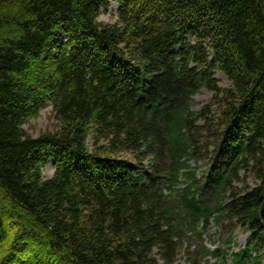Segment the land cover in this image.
<instances>
[{"label": "trees", "instance_id": "1", "mask_svg": "<svg viewBox=\"0 0 264 264\" xmlns=\"http://www.w3.org/2000/svg\"><path fill=\"white\" fill-rule=\"evenodd\" d=\"M211 223L264 264V0H0V264H200Z\"/></svg>", "mask_w": 264, "mask_h": 264}, {"label": "rangeland", "instance_id": "2", "mask_svg": "<svg viewBox=\"0 0 264 264\" xmlns=\"http://www.w3.org/2000/svg\"><path fill=\"white\" fill-rule=\"evenodd\" d=\"M117 10L118 5L116 2H111L107 11H102L97 21L102 24H113L117 18ZM215 78L218 80V86L221 88L229 87V83L226 78L220 74L216 73ZM211 98V93L205 89H201L194 97L193 109L197 110L203 104H205ZM57 121L54 118L51 107L47 106L41 109L38 115L34 118H30L27 123L23 125V130L32 137H38L41 134L46 132H53L56 129ZM92 142L88 140V146H91ZM53 161H50L48 165H46L42 169V176L45 179H49L54 171ZM191 167H194V164L191 163ZM203 166H199L196 168V174L200 176L201 172L204 171ZM250 183L251 180H249ZM182 187V186H180ZM232 230V225H216L211 224L206 232H204L202 236L203 245L209 248L210 250H218L220 253H224L227 258V264H230V254L237 252L240 248H243L246 243L247 232L242 230L241 228H237L233 231V245L231 246V250L227 253V249L224 245V240L227 236V232ZM216 254V252H214ZM221 260H223V255L220 257L208 256L204 261H201L200 264H222ZM177 264H188L186 260L181 257L178 259Z\"/></svg>", "mask_w": 264, "mask_h": 264}]
</instances>
